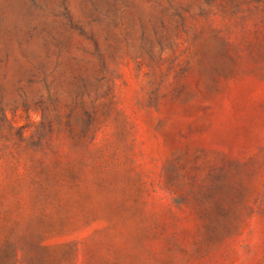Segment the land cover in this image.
Here are the masks:
<instances>
[{
    "label": "rangeland",
    "instance_id": "374dc122",
    "mask_svg": "<svg viewBox=\"0 0 264 264\" xmlns=\"http://www.w3.org/2000/svg\"><path fill=\"white\" fill-rule=\"evenodd\" d=\"M38 2L46 12L0 0V251L264 264V0H123L118 26L93 22L91 0ZM64 4L106 73L89 90L54 74L56 108L41 83L16 90L28 63L15 33L37 26L45 56ZM61 30L63 64L100 68L81 30Z\"/></svg>",
    "mask_w": 264,
    "mask_h": 264
},
{
    "label": "trees",
    "instance_id": "16d2710c",
    "mask_svg": "<svg viewBox=\"0 0 264 264\" xmlns=\"http://www.w3.org/2000/svg\"><path fill=\"white\" fill-rule=\"evenodd\" d=\"M28 1L34 9L32 10L33 13L39 14L40 11L46 12V9L39 4L38 0ZM122 1L123 0H108V3H112L107 11H105V9H101L94 1L92 2L91 0L94 7V14H96L93 22H105L108 25L111 23L118 26L120 13L117 8V4L119 2L123 3ZM51 14L53 26L46 29L48 28V25H45V30L43 29V31L48 35V37H44L45 56L41 54V51L35 50L31 43L32 40L38 36V32H36L38 28L37 26L20 29L15 33L18 50L28 63V67L22 68L23 77L19 79L16 90L23 93L25 97H28V95H26L27 91L25 86L22 84L26 82L27 87L32 88L34 85L41 83L47 89L48 96L50 97L53 105L57 108L61 105L62 99L51 83V78L54 74H57L58 72L61 73V70H63L64 75H72L73 79L77 81L76 83L73 81L70 82H73L74 85L76 84L81 86L85 90H89L90 87H93L97 82L104 78L106 73V56L101 50L100 40L94 30L88 31L81 23V25L76 23L74 16L67 5L64 4V12L53 11ZM63 28L79 29L94 43L96 50L89 51V54L96 55L100 59V68L96 66L88 67L86 65L79 64H77V67L72 64L62 63L63 51L64 48L67 47L65 32L61 30ZM52 47L56 49L54 53L52 52ZM53 58L54 60H52ZM3 90V86L0 85V91L2 92ZM38 96H40V101L44 99V95L42 93ZM62 116L63 115L59 114L61 119L63 118ZM7 244H10V241L7 242ZM20 252L21 251H0V264H21L22 259ZM24 252L25 251H23V253ZM26 257L28 258V264H53V262L49 261L46 255L39 253H27V256L25 254V258Z\"/></svg>",
    "mask_w": 264,
    "mask_h": 264
}]
</instances>
